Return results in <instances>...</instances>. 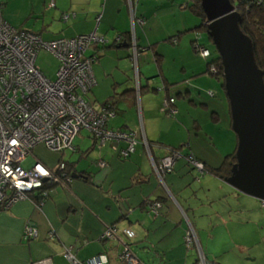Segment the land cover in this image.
I'll return each mask as SVG.
<instances>
[{
  "label": "crops",
  "instance_id": "0c3cea01",
  "mask_svg": "<svg viewBox=\"0 0 264 264\" xmlns=\"http://www.w3.org/2000/svg\"><path fill=\"white\" fill-rule=\"evenodd\" d=\"M35 1L41 23H21L20 28L48 42L90 33L104 39L86 51L95 58V84L84 99L97 109L112 104L115 115L108 128L133 131L152 147L148 152L138 144L122 159L110 144L99 146L81 131L72 151L56 160L41 159L51 170L63 160L76 178L68 187L53 186L40 209L23 200L0 210V264L47 258L52 264H70L62 256L65 249L79 260L104 255L105 264H121L123 244L139 264H194L196 249L184 245L188 222L209 261L255 264L263 257L258 251L264 246V207L214 174L235 154L238 142L224 81L207 70V61L193 49L200 21L184 7L186 0H134L136 8L127 0ZM0 4L3 19L20 30L7 14L9 1ZM65 14L69 18L62 21ZM201 41L210 48L211 42ZM168 98L174 99V115L162 111ZM171 149H180L184 157L166 175L164 187L151 159L157 163ZM187 155L205 164L206 172L193 169ZM153 203L160 204L157 213L150 209ZM27 222L37 229L34 240L23 238ZM111 225L119 233L130 230L132 238L119 234L116 240H102Z\"/></svg>",
  "mask_w": 264,
  "mask_h": 264
},
{
  "label": "built area",
  "instance_id": "2783aa9c",
  "mask_svg": "<svg viewBox=\"0 0 264 264\" xmlns=\"http://www.w3.org/2000/svg\"><path fill=\"white\" fill-rule=\"evenodd\" d=\"M134 7V0H127ZM54 4L50 3L49 7ZM68 15H63L66 21ZM197 37V34H196ZM193 45L202 58L208 57V50ZM104 39L95 33L70 39L44 41L36 34L17 30L4 22L0 12V206L9 209L18 201L32 200L38 209L52 192V186L68 187L72 176L66 163L61 160L55 169H48L39 161L31 167L24 163L32 150L42 145L56 154L62 155L74 149V138L81 132H88L103 146L110 144L122 159L135 152L138 144H143L149 152L144 137L141 141L133 131L112 130L107 122L115 115L109 106L96 108L84 99V95L95 84L92 63L95 58L86 57V51L95 44H103ZM46 51L58 62L54 79L45 76L36 66L38 53ZM135 64L138 55L134 48ZM214 74L213 68L210 69ZM173 99L165 100L162 111L175 114ZM125 143L124 148L119 145ZM181 151L171 149L157 163L151 159L156 177L165 186V177L173 171L178 159L183 158ZM187 163L200 173L205 172L204 164L191 155L185 157ZM106 164L99 162V167ZM264 206V202H261ZM159 203H153L150 209L157 213ZM119 234L132 238L130 230H119L107 226L101 235L104 241L116 240ZM38 233L33 224L27 222L24 228V240L36 239ZM53 239V233H50ZM186 248L194 247L197 260L194 264H217L209 261L200 245L192 225L188 222L184 235ZM119 254L121 264H139L127 244H123ZM62 256L70 264H105L104 255H96L79 260L71 251L65 249ZM33 264H52L51 259H43Z\"/></svg>",
  "mask_w": 264,
  "mask_h": 264
},
{
  "label": "water",
  "instance_id": "95a60500",
  "mask_svg": "<svg viewBox=\"0 0 264 264\" xmlns=\"http://www.w3.org/2000/svg\"><path fill=\"white\" fill-rule=\"evenodd\" d=\"M200 1L207 36L221 60L231 127L238 142L236 162L223 181L264 202V73L256 64L252 41L240 30L237 7L230 0Z\"/></svg>",
  "mask_w": 264,
  "mask_h": 264
},
{
  "label": "trees",
  "instance_id": "16d2710c",
  "mask_svg": "<svg viewBox=\"0 0 264 264\" xmlns=\"http://www.w3.org/2000/svg\"><path fill=\"white\" fill-rule=\"evenodd\" d=\"M230 1L234 6L237 7V12L241 15V21L239 24L240 30L242 31V33L244 35L249 37L250 40L252 41L256 64H257L258 68L264 73V0H230ZM51 3L54 4V2H51ZM49 5H50V3H49ZM53 7H50V8H53ZM184 7L186 9L190 10L192 13L196 14L199 18L200 25L195 30L205 29L206 33H207L206 18H205L203 11H202V8H201V1L200 0H186ZM0 12H1V16H2V5L1 4H0ZM2 19H3V17H2ZM61 20L63 21L62 18H61ZM3 21L6 22L4 19H3ZM30 33H32V32H30ZM36 35H38V34H36ZM38 36H40V35H38ZM196 38H198L197 44L208 50V57L202 58L198 53H196L197 56H199L200 58L207 61V70H210L213 68V70L215 71L214 72L215 77L219 81H221L223 84V77H222L223 69H222L221 60H220V57H219L217 51L215 49H213V47H212L213 44H210L209 45L210 48H209L206 45H204V43H202V41H201L202 38H203V40L205 39L209 42H211V40L208 38V36L206 34H204V35L203 34H197V37L195 35V37L192 41L193 45L195 44ZM193 49L196 52V48H193ZM86 57L92 58L93 56H91V57L86 56ZM111 98H114V96H112ZM167 100H169V98ZM107 106H109V110H111L113 113H115L114 112V106H112V104H110L109 102L104 103L102 106H100V108H104ZM107 125H108V122H107ZM147 143L149 145V150H150L152 145L148 141H147ZM174 150L180 151V149H174ZM187 156H189V155H187ZM187 156H185V157H187ZM118 157L121 158L119 155H118ZM194 159H196V158H194ZM235 162H236L235 154L227 156L225 161H224V164L219 169L214 170L215 176L221 177L222 179H225L228 176H230L231 167L233 166V164ZM66 166H67L68 172L70 173V170L68 169L67 163H66ZM204 166H205V164H204ZM206 170L207 169L205 167V172H206ZM72 180H73V178H72ZM0 210H7V209L0 206Z\"/></svg>",
  "mask_w": 264,
  "mask_h": 264
},
{
  "label": "rangeland",
  "instance_id": "374dc122",
  "mask_svg": "<svg viewBox=\"0 0 264 264\" xmlns=\"http://www.w3.org/2000/svg\"><path fill=\"white\" fill-rule=\"evenodd\" d=\"M9 6L7 8V14L8 16L15 21V23L18 24V28L23 31L32 32L31 29H24L20 28L21 23L24 25H27L28 27H31V25H39L42 21V19H36L37 16L34 14V8L38 6L39 1L35 0H1L3 3H8ZM35 1V2H34ZM50 1H48L47 4H49ZM136 8V5H134ZM206 33L205 29L198 30L196 34H203ZM213 49L214 46H212ZM36 66L40 69L41 72L45 74L46 77L50 79H54V75L58 68L57 60L54 56H52L50 53L46 51H41L37 55V59L35 62ZM65 153H68L66 151ZM60 154H56L54 152L49 151L42 145L36 146L33 150L30 156H28L27 160L24 163V166L32 165L36 161H40L41 159H47V160H56ZM264 207V206H263ZM259 255H263V257H260L258 261L255 264H264V246L261 247L258 251ZM233 264H238V262H234ZM246 264V263H244Z\"/></svg>",
  "mask_w": 264,
  "mask_h": 264
}]
</instances>
